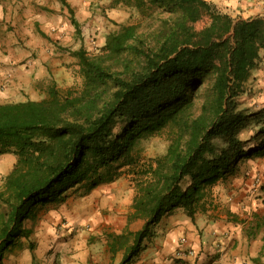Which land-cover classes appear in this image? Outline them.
I'll list each match as a JSON object with an SVG mask.
<instances>
[{"label": "trees", "instance_id": "16d2710c", "mask_svg": "<svg viewBox=\"0 0 264 264\" xmlns=\"http://www.w3.org/2000/svg\"><path fill=\"white\" fill-rule=\"evenodd\" d=\"M111 5L138 18L105 33L96 53L70 51L79 86L51 84L41 99L0 103V153L16 156L0 189V264L28 236L24 221L39 205L123 174L134 189L128 220L142 224L115 235L110 250L124 248L119 264H128L165 214L180 207L193 218L216 182L264 157V109L249 114L238 100L264 50V14L237 18L208 0ZM252 123L259 129L242 139ZM153 136L166 149L143 159L140 144Z\"/></svg>", "mask_w": 264, "mask_h": 264}, {"label": "crops", "instance_id": "0c3cea01", "mask_svg": "<svg viewBox=\"0 0 264 264\" xmlns=\"http://www.w3.org/2000/svg\"><path fill=\"white\" fill-rule=\"evenodd\" d=\"M27 1L17 2V9L25 7ZM208 1L237 18L264 14V0ZM111 3L112 0H56L55 9L59 11L57 15L51 16V13L44 10H41L44 13L35 15L24 9L23 20L16 19L17 21L12 22L9 20L12 15H4L0 7V103L27 100L14 93L15 89L26 86L27 82H31L35 91L47 84L71 86L73 82L69 73L78 65L67 64V61L74 63L75 58L60 57L59 52H54L56 40L47 44L40 34L47 31L44 30L45 26L52 28L55 30L52 36L58 40L57 44H61L60 42H65L77 34L76 27L79 23L87 25V19L97 10H105L110 18L116 20L120 12L116 8L123 5L111 6ZM43 6L47 5L43 4L41 7ZM17 9L13 14L21 19L18 14L20 9ZM70 11L77 21L76 27L71 21ZM11 25L17 27L13 29L19 36L12 38V30L6 29ZM102 38L99 40L101 44L104 36ZM21 40L31 43L29 50L21 49L19 53H13L11 46L6 47L8 43ZM31 53L36 57L31 56ZM29 99L37 100L31 95ZM11 153H0V189L5 176L16 161L15 154ZM236 175L216 182L209 189L208 196L197 205L193 218L180 207L165 214L154 228V235L145 240L142 250L128 264H193L196 260L197 264L264 263V209L260 201L262 198H254L253 184ZM104 185H108L106 190ZM126 187L128 192L133 190L134 193L129 181L119 177L92 189L99 190L96 192L100 193L101 197L93 196L91 200H87V196L83 199H72L71 192L74 188H70L64 199L39 205L34 214L24 221V227L30 231L28 236H21L19 241L15 240L11 244L7 260L4 257V264H12L16 251L11 250L21 244L24 238L29 241L24 243V251L18 253L13 264H47L44 262L46 259H49L50 264H119L124 255V248L113 254L110 250L113 237L125 230L136 231L140 228L142 220H128L132 200L130 206L120 209L122 212L117 218L114 214H102L98 208L93 209L92 203L95 202L98 207V200L101 204L122 200ZM254 231L258 233L254 234ZM32 237H35L37 244L28 252ZM42 248L48 250L49 254L41 253ZM120 250L123 251L121 255L118 254ZM41 255L43 262H37Z\"/></svg>", "mask_w": 264, "mask_h": 264}, {"label": "rangeland", "instance_id": "374dc122", "mask_svg": "<svg viewBox=\"0 0 264 264\" xmlns=\"http://www.w3.org/2000/svg\"><path fill=\"white\" fill-rule=\"evenodd\" d=\"M19 1H23V0H0V7H2L4 15H6V14L8 16H9V14L12 15L11 19H9V20H11V22L13 20H15V21L23 20V18H24V16H23L24 11L23 10L24 9H27V11H29L30 13H34L35 15H37V14L39 15V13L41 14V13L47 12V13H51V16H52V14L57 15V13H59V11L57 9H55L56 0H28L25 7L17 9L16 4ZM43 4L47 5L48 7L47 6L41 7ZM49 6H50V8H49ZM44 7H47V8H44ZM15 9H17V10L20 9V12L18 14H20L21 19L20 18L18 19L13 14ZM116 9L120 10V12H118L116 20L110 18L105 13V10H102V11L97 10V11H95V13L93 12L92 16L90 17L91 19L90 18L87 19V25H84L83 23H79L78 27L75 26L77 34L65 42H60L61 44H59V43L57 44L58 40L56 39L55 36H52V33L55 30H52V28H49L46 26L44 27V30H47V31H43V33L40 34V37L44 38L43 41L46 42L47 44H49L50 41L56 40V42H54V45L56 46V49L54 50V52H59L58 55L60 57L63 56L66 59L69 58V56H72L70 54V51L78 49L80 47H83L89 53H96L101 46V43L99 40L103 39L102 37L105 35V33L112 31L114 29H118L122 23H131V22L136 21L138 18V13L130 7L123 6L121 8H116ZM41 10H44V12H42ZM205 22H206V19L199 21L197 23V27L200 28L201 26H203L205 24ZM61 26L64 27L63 24H61ZM13 28L17 29V27L15 25H11V26L6 27V29L8 31L12 30L13 33H10V35H12V38H14V36H19L18 34H16L17 32ZM27 29L29 30V28H27ZM37 29H39L38 26H37ZM28 35H30V33ZM3 42L8 43L6 41H3ZM29 44H31V43H25L24 40H21L19 42H11L10 44L8 43V45L6 47L9 48L8 46H11L12 47L11 51L13 53H15V52L19 53L21 51V49L22 50L23 49L29 50L30 49ZM260 54H261V58L259 61V66L253 72L250 80L248 81V83L246 85V89H247L246 92L238 98L240 108L249 114L250 113H256V112L260 111L261 109H264V50H261ZM31 56L36 57V55L34 53H31ZM67 64H70V65L77 64V61L75 59V62L73 63L70 60H68ZM71 70L72 71L69 73V75L72 79V82H73V84L71 86L77 87L80 85V82H81V77L78 73V67L76 68L74 66L73 69H71ZM49 85L50 84H47L46 86L39 87V89L37 91H35L36 89L32 87L31 82H27L26 86H24V85H22V87L19 86L17 88L18 90H16V89L14 90L15 91L14 93L16 95H18L19 98H21V99H25V98L29 99V95L34 96L37 99H41V98H43V96L46 95V88ZM257 129H259V126H257L255 123L254 124L252 123L247 130L243 131L240 134V136L242 137V139H250V136L253 135ZM255 144L256 143L254 140H252V141L249 140L247 142V147H254ZM166 146H167V141L165 140L164 136H153V137H150L148 139H144L140 144V155L143 159H148L150 157L157 156V155H159L165 151ZM11 154H13V152ZM15 158H16V156H15ZM236 174H234V176L240 175L238 177H242L245 181H248L249 183H252V184L254 182L255 177L258 176L261 178L260 186L253 185L252 195L254 196V198H262L260 201H261L262 207L264 209V157L252 158V159H248V160L244 161L243 163L240 164L239 170L237 171ZM120 179L121 180L126 179V181H129L130 187L133 188L131 181H130V176L128 174H123L122 176H120ZM103 187L105 189V187H108V185H104ZM73 188L74 189L71 192L72 199H83L85 196H87V200H91L93 198V196L96 198L98 195L100 196V193L96 192L99 190H91L89 192H85L83 187H81V186H76ZM125 189L127 191L128 188L126 187ZM105 190H103V191H105ZM126 191L124 192L122 200L106 202V203L103 202V204H101L100 201L98 200V207L96 206V204L94 202V203H92V208L93 209L98 208L99 212H101L102 214H108V215L114 214V216L117 218V217H119L120 213L122 212V211H120V209H125L128 206H130L129 203H130V200H132L134 193H133V190L130 192H128V191L126 192ZM6 212H7V206L0 202V215L1 214L4 215ZM246 219L247 218H245V220ZM251 221H254V220L251 219ZM35 223H36V220L32 223L33 227H34ZM262 225H264V222H262ZM253 227H255V225H253ZM262 228H264V226ZM38 229H40V227ZM253 233L257 234L258 232L254 231ZM16 240L19 241V237L16 238ZM26 241H29V239L24 238L21 241V244H18L17 246H15V249L13 248L11 250V252L16 251V253L14 254V258H16V256L18 255L19 252L24 251V243H26ZM36 244H37V241L35 240V237L34 238L32 237V241H30V243H29L30 246H28V248H29L28 252H30L32 249H34L36 247ZM41 251H42L41 253H43L45 255L49 254L48 253L49 251L44 250L43 248L41 249ZM8 252L9 251H7L5 254L6 260H7ZM122 252L123 251L120 250L118 254L121 255ZM262 256H263V260H264V254H262ZM14 258L12 260V264L14 262H16V260L14 261ZM38 261L43 262V256L42 255H41V257H39L37 259V262ZM44 262H46L47 264H50L49 259H46V261L44 260ZM88 262H89V259H87V263ZM6 263H7V261H6ZM32 264H34V263H32ZM38 264H40V263H38ZM53 264H55V263H53ZM193 264H197V260Z\"/></svg>", "mask_w": 264, "mask_h": 264}, {"label": "built area", "instance_id": "2783aa9c", "mask_svg": "<svg viewBox=\"0 0 264 264\" xmlns=\"http://www.w3.org/2000/svg\"><path fill=\"white\" fill-rule=\"evenodd\" d=\"M261 184V178L260 177H255L253 185L260 186ZM187 252H192V251H187Z\"/></svg>", "mask_w": 264, "mask_h": 264}]
</instances>
